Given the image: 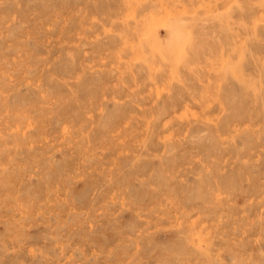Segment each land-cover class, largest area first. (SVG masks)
<instances>
[{
	"label": "rangeland",
	"instance_id": "1",
	"mask_svg": "<svg viewBox=\"0 0 264 264\" xmlns=\"http://www.w3.org/2000/svg\"><path fill=\"white\" fill-rule=\"evenodd\" d=\"M0 264H264V0H0Z\"/></svg>",
	"mask_w": 264,
	"mask_h": 264
},
{
	"label": "bare ground",
	"instance_id": "2",
	"mask_svg": "<svg viewBox=\"0 0 264 264\" xmlns=\"http://www.w3.org/2000/svg\"><path fill=\"white\" fill-rule=\"evenodd\" d=\"M253 75V74H252ZM255 81V80H254ZM72 90V89H71ZM172 100V99H171Z\"/></svg>",
	"mask_w": 264,
	"mask_h": 264
}]
</instances>
